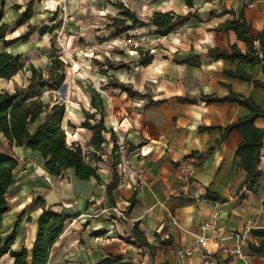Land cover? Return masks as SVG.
<instances>
[{
  "label": "crops",
  "instance_id": "obj_1",
  "mask_svg": "<svg viewBox=\"0 0 264 264\" xmlns=\"http://www.w3.org/2000/svg\"><path fill=\"white\" fill-rule=\"evenodd\" d=\"M30 1L6 0L3 3L0 0V24L10 27L7 43L19 39L28 32L29 26L37 28L27 40L10 46L0 44V52L21 55L24 62L23 69L12 79L0 78V94L3 90L14 92L27 87L32 67L46 75L52 65L50 54L54 43L50 39L51 34L63 27V16L58 9L64 0H34L33 15L21 23ZM66 2L67 15L72 18L65 26L72 45L81 48V43L89 39V29L105 28L113 36L114 30L107 25L112 18L120 16L116 3L103 0ZM155 7V13L185 15L197 12L199 19L190 20L168 36L159 34L155 27H145L154 33L148 35L151 46L145 51L153 55V61L147 66L140 65L137 50L139 58L132 64H120L106 57L98 77L106 84L104 90L107 91L93 96L94 106L90 95L79 99L64 94L66 113L62 123L66 135H74L75 144L81 136L89 142L93 131L82 125L85 113L102 112L104 125L114 131L116 143L125 141L133 148L131 167L145 171L148 185L140 189L134 178L126 177L121 181L118 175L119 181L108 196L106 185L112 179V155H108L109 166L97 170L101 183L94 177L79 179L73 168L63 176H52L41 153L25 146H10L0 132V156L18 161L15 183L7 193L10 210L2 222L5 237L16 229L11 246L15 253L23 247L29 251L33 247L43 213L40 204L33 201L42 198L46 207L70 217L52 249L50 264H100L110 257H120L122 263L130 264H199L204 252L214 258V264H264V253L249 249V243L258 245L264 241V237L251 233L253 229H264V145L259 164L263 175L258 193L253 194L246 186L241 188L246 171L240 168L236 149L243 141L242 135L234 130L221 140L222 129L249 115V110L234 100L213 103L203 100L204 96L223 98L234 92L253 98L264 108L263 88L225 73L240 70L264 83L260 64L253 66L208 55L210 49L228 50L234 44L242 52L247 50V44L239 40L234 31L214 30L237 18L240 12L250 22L252 35L264 38V0H256L253 7H248L243 0H193L192 8L185 0H160ZM227 10L235 11V15ZM89 11L95 16L93 21L88 19ZM115 11L119 13L117 16H114ZM131 11L137 16L143 13L142 9ZM144 13L151 17L146 14L147 10ZM44 29L48 31L43 32ZM255 45L259 46V42ZM191 58H199V64H188L186 61ZM107 62L120 67H108ZM134 64H138L137 67ZM115 82L130 85L145 97L130 98L111 85ZM179 98H188L190 102L183 103ZM152 100L163 103L150 106ZM38 123L30 126L31 131ZM255 124L264 129L263 118L257 119ZM202 127L210 130L202 131ZM105 136L109 141L111 133ZM110 146L108 152L112 154L113 144ZM189 168L192 172L187 171ZM15 185L19 189L18 202L12 207L9 193ZM184 186H187L186 192ZM208 192L217 194L220 199L208 198ZM113 208L123 212L126 219L116 215ZM172 213L176 223L171 221ZM135 224L151 249L136 242L132 232ZM247 227H250L248 239L242 246L247 259L226 254L224 249L235 248V236ZM201 237L204 238L202 242L199 241ZM187 247L192 249V255L178 258L177 251ZM12 263L9 255L0 257V264Z\"/></svg>",
  "mask_w": 264,
  "mask_h": 264
},
{
  "label": "trees",
  "instance_id": "obj_2",
  "mask_svg": "<svg viewBox=\"0 0 264 264\" xmlns=\"http://www.w3.org/2000/svg\"><path fill=\"white\" fill-rule=\"evenodd\" d=\"M5 3L6 0H2ZM186 5L193 7V0H185ZM34 0H31L27 5V11L22 16L21 23H25L33 15ZM120 9V16L114 17L107 25L108 28L114 30V37H120L129 31L137 28L155 27L159 34L168 36L184 26L190 20L199 19L197 12H189L185 15H179L174 12L155 13L147 22L139 19L137 14L122 3L116 4ZM18 6H16L17 8ZM227 13L235 15V11L227 10ZM56 15V13L54 14ZM1 16V12H0ZM9 25L0 24V44L10 46L17 41L27 40L30 35L37 31V28L29 26L28 32L22 35L19 39L7 43L6 35L9 30ZM217 32L234 31L237 38L247 44V50L242 52L236 44L230 49L213 48L208 52L209 57L224 59L227 61H239L251 65L260 64L264 72V38L263 36L255 37L251 33V24L244 17L243 12H240L237 18L226 21L220 24L215 29ZM48 30H43L46 32ZM256 41L259 46H256ZM140 53L138 63L142 66L149 65L154 57L150 52H143L139 48L136 49ZM59 53V52H58ZM54 50L50 54L52 65L45 75L42 70L37 71L32 67V76L29 79V84L25 88L16 89L14 92L3 90L0 94V132L7 138L10 146L28 147L34 152L42 154L46 160V169L52 176H63L68 169H75L76 176L81 180H88L92 177L96 178L98 183L102 180L97 172V168L93 164L85 160L83 148L78 144H68L66 131L63 128V119L66 113V105L64 102H58L53 105L43 102L38 96L40 90L60 89L66 80V72L64 62L61 60V55ZM190 65H198L199 58H191L186 61ZM108 67L118 68L117 64L107 62ZM126 67V65H123ZM24 67L23 56L13 55L8 52H0V78L10 80ZM226 75L232 78L240 79L247 82H252L255 87L264 89V83L253 76L243 71H225ZM113 83V82H112ZM114 88L125 92L128 97H145L138 91H135L132 86L115 82L111 84ZM183 103L190 102L188 98H179ZM203 100L209 103L236 101L239 105L246 107L249 110V115L238 118L232 124L222 129L221 140H224L229 134L237 130L243 137V141L236 149V156L240 159V168L246 171V178L241 186L247 187V190L253 194H257L259 190L262 171L259 169L261 161V151L264 145V129L258 127L255 122L259 118L264 119V108L258 105L251 97H245L241 94L230 92L228 96L223 98L215 96H204ZM163 101H150L149 105H158ZM91 105H95L94 97L91 99ZM98 114L100 116L98 117ZM86 118L83 122V127L93 131V137L90 144L99 149L106 144L108 139L105 133H111V137L115 138L114 131L108 130L104 125V116L98 110L94 113H85ZM43 118V121L41 119ZM38 123L34 131H31L30 126ZM202 131L210 130V128L202 127ZM132 151V147L129 148ZM117 144L114 143L112 148V163L110 171L112 179L106 185L108 196H111L113 189L119 181L117 174L118 155L115 154ZM18 166V161L10 156H0V257L9 255L13 259L12 264H50V254L62 233L66 228L69 216L57 214L51 208L46 207L42 198H36L33 202L39 203L43 208V213L38 221V231L31 251L23 247L19 253L12 251L11 246L16 236V229L8 236L3 235L2 222L4 215L10 210V202L7 198V193L15 183L14 171ZM207 197L212 200H219L220 196L208 192ZM112 203L113 199L110 197ZM30 221V218H28ZM133 237L136 242L151 249V245L147 241L145 235L139 230L137 224L134 225ZM251 233L255 236L264 237V229H253ZM249 249L254 253H264V241H260L258 245L249 243ZM120 257H110L104 259L100 264H130L122 263Z\"/></svg>",
  "mask_w": 264,
  "mask_h": 264
},
{
  "label": "rangeland",
  "instance_id": "obj_3",
  "mask_svg": "<svg viewBox=\"0 0 264 264\" xmlns=\"http://www.w3.org/2000/svg\"><path fill=\"white\" fill-rule=\"evenodd\" d=\"M103 1L116 4H127L125 6H129L131 10L139 11L142 9L143 13L138 16L139 19L144 22L149 21V19L154 15L156 12L155 4L160 2V0ZM66 5L67 2L64 0L58 9L59 13L63 16L61 21L63 26V36L65 37L63 46L56 39L59 35L60 28L57 33L54 32L51 34L52 38L50 39V41L54 43L55 51L57 53L59 52L58 54L61 55V60L64 62L66 80L57 91L40 90L38 92V96L41 97L45 102H64V94H70L73 96V98L81 99L83 96L90 95L93 97L94 95L96 96V93L98 94V92L107 91L104 90L107 87L105 86L106 84L100 81V78L98 77V75H100V71L102 69L101 64L104 63V59L106 57L111 58V60L120 64L136 63L139 58V54H137L135 50L137 48L141 49L143 52L150 50L149 48L151 45L148 41V35L154 34L151 28H137L134 31L127 32L123 36L114 37L112 36L111 31H105V28L89 29L88 41H82L83 43H81V48H78L76 45H72L71 38L68 36L66 31L67 28L65 24L70 22L72 18V16L67 15ZM144 10H147L146 14H150L151 17H147L144 13ZM114 13V16L119 14L118 11H115ZM87 14L89 15L88 19H92L93 21L95 16L91 13V11H89ZM88 24H90V22ZM79 41L77 40V42ZM133 42H138L139 46H134ZM137 65L138 64H134L136 67ZM80 138V143H76L82 146L85 160L93 164L97 170L107 168V166H109L108 155H112L108 152V149L111 147L110 144L114 145V143H116V136L115 138L110 137L108 145L103 144V146L99 149L92 146L90 141L87 142L84 136H81ZM67 140L70 142V145L75 144L73 141L75 140L73 134L67 135ZM18 190V186L15 185L9 193V199L12 202V207L17 205L18 199L16 198V195Z\"/></svg>",
  "mask_w": 264,
  "mask_h": 264
},
{
  "label": "built area",
  "instance_id": "obj_4",
  "mask_svg": "<svg viewBox=\"0 0 264 264\" xmlns=\"http://www.w3.org/2000/svg\"><path fill=\"white\" fill-rule=\"evenodd\" d=\"M247 2L248 7H253L254 2L256 0H243ZM47 4H49V1H46ZM59 43L63 46V41L65 37L63 36V27L60 28L59 30V35L56 38ZM133 41V40H130ZM133 45L138 47L139 43L138 42H133ZM138 49V48H137ZM134 153V151H130L127 143L125 141L123 142H118L117 143V150L115 151V154L118 155V163L116 165L117 167V174L120 176L121 181L125 179L126 177H132L136 181L137 187L140 189L144 188L145 186L148 185V180L146 177V173L143 169H134L131 167V155ZM188 172H192V169L189 168L187 170ZM181 179L183 176L180 177ZM183 190L186 192L187 191V186L183 187ZM114 213L118 215L122 220L126 219V216L123 214V212L118 211L116 208H113ZM171 215V221L172 222H177L176 221V216L174 213L170 214ZM250 230V227H247L244 229V231L241 234H237L235 236L236 241H237V246L233 249H224L226 254L230 255H235L238 256L239 258L246 260L247 255L244 253L242 246L245 244V242L248 239V232ZM204 240L203 237L200 238V242ZM192 255V249L190 248H181L180 250L177 251L176 256L178 258H183L186 256ZM199 264H214V258L207 252H204L201 256V262Z\"/></svg>",
  "mask_w": 264,
  "mask_h": 264
},
{
  "label": "bare ground",
  "instance_id": "obj_5",
  "mask_svg": "<svg viewBox=\"0 0 264 264\" xmlns=\"http://www.w3.org/2000/svg\"><path fill=\"white\" fill-rule=\"evenodd\" d=\"M8 218V216L6 217V219Z\"/></svg>",
  "mask_w": 264,
  "mask_h": 264
}]
</instances>
